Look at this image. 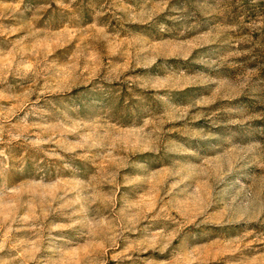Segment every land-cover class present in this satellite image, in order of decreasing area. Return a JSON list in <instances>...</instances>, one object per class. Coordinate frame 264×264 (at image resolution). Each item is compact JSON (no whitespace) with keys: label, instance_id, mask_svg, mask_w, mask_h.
Segmentation results:
<instances>
[{"label":"rangeland","instance_id":"1","mask_svg":"<svg viewBox=\"0 0 264 264\" xmlns=\"http://www.w3.org/2000/svg\"><path fill=\"white\" fill-rule=\"evenodd\" d=\"M0 264H264V0H0Z\"/></svg>","mask_w":264,"mask_h":264}]
</instances>
